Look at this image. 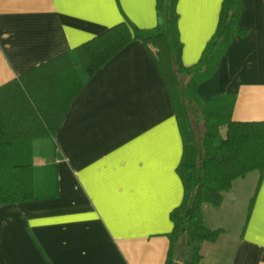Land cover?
<instances>
[{
    "label": "crops",
    "instance_id": "0c3cea01",
    "mask_svg": "<svg viewBox=\"0 0 264 264\" xmlns=\"http://www.w3.org/2000/svg\"><path fill=\"white\" fill-rule=\"evenodd\" d=\"M225 0H178L183 62L194 66ZM239 33L201 99L236 98L233 121L264 122V0H242ZM157 0H0V87L126 20L158 25ZM135 41L89 80L56 130L59 195L0 205V264H166L185 188L184 142L164 70ZM203 219L223 231L201 264H264V173L236 180Z\"/></svg>",
    "mask_w": 264,
    "mask_h": 264
},
{
    "label": "trees",
    "instance_id": "16d2710c",
    "mask_svg": "<svg viewBox=\"0 0 264 264\" xmlns=\"http://www.w3.org/2000/svg\"><path fill=\"white\" fill-rule=\"evenodd\" d=\"M178 0H157L158 25L141 29L130 21L112 27L0 87V205L58 197L54 137L74 98L92 76L135 41L155 46L169 60L164 70L184 142L178 174L184 200L171 215L174 230L166 264H201L206 242L221 230L204 222V204L220 206L238 179L264 173V122L235 123L236 98L201 99L200 85L211 79L236 34L242 0H225L219 27L197 64L183 62Z\"/></svg>",
    "mask_w": 264,
    "mask_h": 264
},
{
    "label": "rangeland",
    "instance_id": "374dc122",
    "mask_svg": "<svg viewBox=\"0 0 264 264\" xmlns=\"http://www.w3.org/2000/svg\"><path fill=\"white\" fill-rule=\"evenodd\" d=\"M216 97H219V96H216ZM181 264H184V263H181Z\"/></svg>",
    "mask_w": 264,
    "mask_h": 264
}]
</instances>
